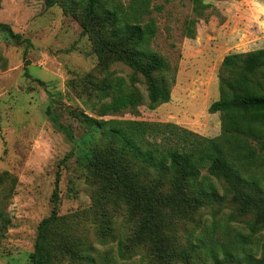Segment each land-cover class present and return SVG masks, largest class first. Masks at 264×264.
I'll list each match as a JSON object with an SVG mask.
<instances>
[{"label": "rangeland", "instance_id": "obj_1", "mask_svg": "<svg viewBox=\"0 0 264 264\" xmlns=\"http://www.w3.org/2000/svg\"><path fill=\"white\" fill-rule=\"evenodd\" d=\"M78 1L0 3V24L8 25L13 33L30 42V46L17 44L0 29V264H33L29 257L37 227L52 210L57 173L58 215L69 234L81 240L85 248H92L91 256H107L110 264H159L147 248L133 244L135 226L126 208L110 206L111 234L100 237L102 224L92 208L95 189L79 164V157L88 155L95 137L68 112L72 109L96 117L84 105L88 95L83 91V82L87 75L95 79L104 76L92 54V42L83 35L75 17L80 13ZM119 1L124 6L129 3ZM202 3L213 8L199 16L191 0H151L149 17L157 27L151 47L174 71L171 99L152 111L142 106L136 116L123 112L114 118L170 123L201 137H218L220 115L207 110L218 99L216 77L220 64L228 54L264 48V0ZM188 21L195 22L194 39L185 34ZM109 71L121 77L132 73L119 63L112 64ZM140 89L145 94L144 84ZM201 175L209 176L205 171ZM211 180L219 199L206 202L187 219L174 220L169 234L172 244L187 249L190 241L196 245V238L208 228L214 231L212 239L219 245V260L223 259L222 246L235 257H243L238 249L259 258L264 230L249 237L247 227L254 224V216L241 209L234 193L225 194L224 181ZM52 258L53 264H86L59 257L56 250ZM188 264L214 262L201 253L199 260Z\"/></svg>", "mask_w": 264, "mask_h": 264}, {"label": "trees", "instance_id": "obj_2", "mask_svg": "<svg viewBox=\"0 0 264 264\" xmlns=\"http://www.w3.org/2000/svg\"><path fill=\"white\" fill-rule=\"evenodd\" d=\"M191 2L199 16L213 8L203 5L202 0ZM77 3L80 13L75 17L83 35L92 42V54L104 73L101 79L87 75L83 82L88 95L84 105L96 117L68 111L95 137L88 155L79 157V164L95 189L92 208L102 224L100 237L111 234L110 206L126 208L135 226L133 244L147 248L159 264H188L199 260L201 253L214 264H264V242L259 258L238 249L243 257H235L222 246L223 259L219 260V245L214 243L211 229L204 228L196 245L190 241L184 250L169 238L174 220L187 219L206 202L218 198L211 178L224 181L225 194L234 193L241 209L254 216V224L247 227L249 237L264 230V48L228 54L222 59L216 77L218 99L207 110L220 115L218 137H201L170 123L122 120L113 116L123 112L136 116L139 107L152 111L171 99L174 71L151 47L157 33L156 23L149 17L151 0H129L125 6L119 0ZM194 26V21L185 23L189 39L195 38ZM0 29L17 44L30 46L8 25L0 24ZM115 63L132 73L127 77L115 75L109 71ZM143 84L145 94L140 89ZM49 116L59 123L55 116ZM202 171L209 176H202ZM57 186L59 173L51 195L52 210L37 227L31 263L53 264L56 250L59 257L75 263L110 264L107 256H91L92 248H85L64 229L63 218L58 215ZM119 243L122 245V239Z\"/></svg>", "mask_w": 264, "mask_h": 264}]
</instances>
